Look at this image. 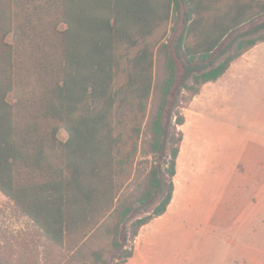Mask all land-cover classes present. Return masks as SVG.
<instances>
[{"label":"trees","instance_id":"1","mask_svg":"<svg viewBox=\"0 0 264 264\" xmlns=\"http://www.w3.org/2000/svg\"><path fill=\"white\" fill-rule=\"evenodd\" d=\"M263 41L264 0H0V192L45 251L125 262L172 198V51L187 101Z\"/></svg>","mask_w":264,"mask_h":264},{"label":"rangeland","instance_id":"2","mask_svg":"<svg viewBox=\"0 0 264 264\" xmlns=\"http://www.w3.org/2000/svg\"><path fill=\"white\" fill-rule=\"evenodd\" d=\"M172 55L176 81L163 121L175 119L174 103L184 118L182 125L169 127L179 137L172 198L166 211L143 225L120 252L132 249L148 257L154 252L258 253L257 264H264V75L257 76L259 68L236 71L234 78L209 82L185 101L177 88L182 61ZM8 100L13 102V94ZM58 136L65 139L66 132ZM4 244L11 264H70L68 256L45 251L32 224L0 192V249ZM92 246L104 248L101 241ZM120 257L116 251L106 253L96 264H122Z\"/></svg>","mask_w":264,"mask_h":264},{"label":"crops","instance_id":"3","mask_svg":"<svg viewBox=\"0 0 264 264\" xmlns=\"http://www.w3.org/2000/svg\"><path fill=\"white\" fill-rule=\"evenodd\" d=\"M253 68H259L257 76L262 77L264 75V41L257 43L248 51L244 52L240 57L235 59L226 72L216 81L225 79L226 77L234 78L236 71H245L246 69ZM205 84L203 86H205ZM144 254L134 252L132 256L122 264H257V261L262 256L258 253L224 254L215 252L200 254L192 252L182 255L172 253L169 255H163V253L154 252L150 257ZM162 256H169L171 261H168V263L163 262L162 259L164 257Z\"/></svg>","mask_w":264,"mask_h":264}]
</instances>
